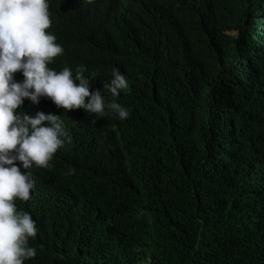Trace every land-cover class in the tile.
I'll list each match as a JSON object with an SVG mask.
<instances>
[{"label": "trees", "instance_id": "trees-1", "mask_svg": "<svg viewBox=\"0 0 264 264\" xmlns=\"http://www.w3.org/2000/svg\"><path fill=\"white\" fill-rule=\"evenodd\" d=\"M49 2V67L97 88L118 68L130 116L17 109L70 137L14 201L38 228L25 264H264V0Z\"/></svg>", "mask_w": 264, "mask_h": 264}, {"label": "clouds", "instance_id": "clouds-1", "mask_svg": "<svg viewBox=\"0 0 264 264\" xmlns=\"http://www.w3.org/2000/svg\"><path fill=\"white\" fill-rule=\"evenodd\" d=\"M51 19L49 0H0V264H25L37 254L29 246L38 233L36 221L30 213L18 211L14 201L31 198L33 167L48 168L70 140L61 116L91 117L93 124L105 116H130V110L117 102L129 87L118 68L97 88L91 84L97 73L85 76L83 65L75 72L49 67L63 53ZM17 72L22 81L15 80ZM42 97L62 109L61 116L37 112L33 117L17 111L25 100L35 105ZM74 173L69 167L65 175Z\"/></svg>", "mask_w": 264, "mask_h": 264}]
</instances>
